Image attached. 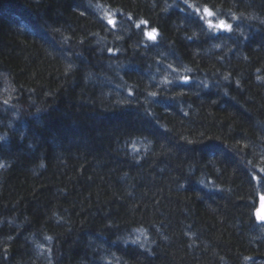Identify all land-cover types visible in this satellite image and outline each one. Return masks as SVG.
Returning a JSON list of instances; mask_svg holds the SVG:
<instances>
[{"label":"trees","instance_id":"trees-1","mask_svg":"<svg viewBox=\"0 0 264 264\" xmlns=\"http://www.w3.org/2000/svg\"><path fill=\"white\" fill-rule=\"evenodd\" d=\"M261 192L264 0H0V264H264Z\"/></svg>","mask_w":264,"mask_h":264},{"label":"water","instance_id":"water-1","mask_svg":"<svg viewBox=\"0 0 264 264\" xmlns=\"http://www.w3.org/2000/svg\"><path fill=\"white\" fill-rule=\"evenodd\" d=\"M256 218L259 222H264V195L260 196L259 207L256 211Z\"/></svg>","mask_w":264,"mask_h":264},{"label":"rangeland","instance_id":"rangeland-1","mask_svg":"<svg viewBox=\"0 0 264 264\" xmlns=\"http://www.w3.org/2000/svg\"><path fill=\"white\" fill-rule=\"evenodd\" d=\"M209 13H210V14H209ZM205 14H206V16H207L208 21H209L212 25H214V26H216V27H220V22L223 21V20H217V19L213 18V17H212V14H211V12H210V10H208V9H207V11H205ZM223 22H224V24H226V25H230V27H231V24H230L228 21L224 20ZM221 28H222V27H221Z\"/></svg>","mask_w":264,"mask_h":264},{"label":"bare ground","instance_id":"bare-ground-1","mask_svg":"<svg viewBox=\"0 0 264 264\" xmlns=\"http://www.w3.org/2000/svg\"><path fill=\"white\" fill-rule=\"evenodd\" d=\"M261 195H264V192L259 193L257 208L259 207V201H260V196H261ZM257 208H256V210H255V219H256V221H257L258 223L263 224L264 222H259V221L257 220V218H256V211H257Z\"/></svg>","mask_w":264,"mask_h":264},{"label":"snow or ice","instance_id":"snow-or-ice-1","mask_svg":"<svg viewBox=\"0 0 264 264\" xmlns=\"http://www.w3.org/2000/svg\"><path fill=\"white\" fill-rule=\"evenodd\" d=\"M205 11H207V9H205ZM210 14V13H209ZM220 27H222V28H226V29H230V25H226V24H224V22L223 21H221L220 22ZM149 35H152V34H149ZM155 37L153 36V39H154Z\"/></svg>","mask_w":264,"mask_h":264}]
</instances>
